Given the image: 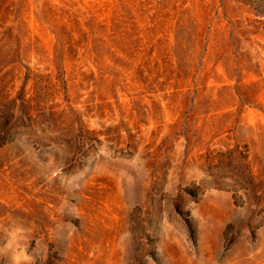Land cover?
Masks as SVG:
<instances>
[{
    "label": "rangeland",
    "instance_id": "rangeland-1",
    "mask_svg": "<svg viewBox=\"0 0 264 264\" xmlns=\"http://www.w3.org/2000/svg\"><path fill=\"white\" fill-rule=\"evenodd\" d=\"M0 264H264V0H0Z\"/></svg>",
    "mask_w": 264,
    "mask_h": 264
}]
</instances>
